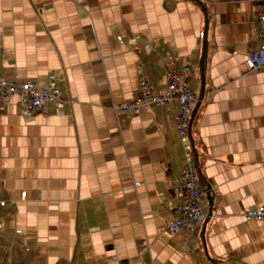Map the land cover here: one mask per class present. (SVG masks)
Here are the masks:
<instances>
[{"label": "crops", "instance_id": "crops-1", "mask_svg": "<svg viewBox=\"0 0 264 264\" xmlns=\"http://www.w3.org/2000/svg\"><path fill=\"white\" fill-rule=\"evenodd\" d=\"M263 2L0 0V75L55 79L67 101L31 115L0 103V264H264V221L244 216L264 204V70L247 64ZM184 66L213 261L200 230L185 243L169 229L186 165L178 103L116 110L141 73L164 94Z\"/></svg>", "mask_w": 264, "mask_h": 264}, {"label": "built area", "instance_id": "built-area-1", "mask_svg": "<svg viewBox=\"0 0 264 264\" xmlns=\"http://www.w3.org/2000/svg\"><path fill=\"white\" fill-rule=\"evenodd\" d=\"M259 21L258 35L261 44L259 49L252 50L248 56L247 64L250 70H264V2L260 5ZM139 37L137 35L131 41L136 43ZM118 39L123 41L122 36H119ZM191 71L190 66H184L180 72L169 68L167 72L168 90L164 94L155 89L149 76L143 72L139 76V96L116 106V110L120 112L138 115L145 109L163 107L174 101L178 103L176 123L184 149L186 165L177 178L180 199L169 202L168 210L171 216L169 229L173 233L182 232L185 243L201 229L208 217V203L204 201V189L199 183L197 173V146L190 131L192 116L198 102L197 91L193 90L187 82ZM12 96L18 97L24 112L30 115L36 112L47 113L52 103L62 108L67 102L55 79L49 85L39 87L32 81L9 82L0 75V103L6 102ZM22 197H26V192H23ZM0 203L6 204V201L2 199L1 185ZM244 216L247 220L264 221V204L249 207ZM2 232L3 226L0 223V235Z\"/></svg>", "mask_w": 264, "mask_h": 264}, {"label": "water", "instance_id": "water-1", "mask_svg": "<svg viewBox=\"0 0 264 264\" xmlns=\"http://www.w3.org/2000/svg\"><path fill=\"white\" fill-rule=\"evenodd\" d=\"M194 116H195V112L193 113L190 126H192V121L194 119ZM206 194H207V198H208V202H209L208 217L204 221V223H203V225H202V227L200 229V233H201L202 242H203V245H204L205 254L210 260H212L210 254H209L207 243H206V239H205L206 225H207L208 220L210 219V217L213 214V212H212L213 211V199H212V189H211V187H208V189L206 191Z\"/></svg>", "mask_w": 264, "mask_h": 264}]
</instances>
